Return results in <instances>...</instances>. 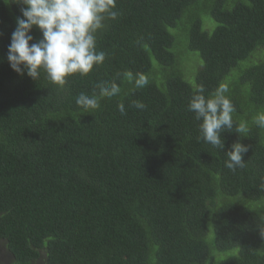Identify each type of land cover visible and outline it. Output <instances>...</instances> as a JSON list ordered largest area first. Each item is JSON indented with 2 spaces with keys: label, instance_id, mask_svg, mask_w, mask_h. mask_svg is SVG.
Returning a JSON list of instances; mask_svg holds the SVG:
<instances>
[{
  "label": "trees",
  "instance_id": "16d2710c",
  "mask_svg": "<svg viewBox=\"0 0 264 264\" xmlns=\"http://www.w3.org/2000/svg\"><path fill=\"white\" fill-rule=\"evenodd\" d=\"M21 7L0 0L6 264H264V128L254 123L264 112V0H117L122 15L97 40L105 62L69 77L63 91L43 73L33 80L10 68ZM202 15L215 23L210 33ZM178 28L201 61L191 84L172 52L169 30ZM31 35L41 38L35 28ZM129 71L148 85L122 75L120 94L101 98L99 109L76 105L81 92ZM221 83L235 112L219 150L197 139L200 122L187 105L194 85L208 95ZM236 142L249 150L233 172L225 153Z\"/></svg>",
  "mask_w": 264,
  "mask_h": 264
},
{
  "label": "clouds",
  "instance_id": "9594fccd",
  "mask_svg": "<svg viewBox=\"0 0 264 264\" xmlns=\"http://www.w3.org/2000/svg\"><path fill=\"white\" fill-rule=\"evenodd\" d=\"M22 5L21 15L16 19V27L11 34L7 49V61L12 71L18 75H27L33 80L45 78L58 91H63L69 77H85L94 68L103 65L107 53L97 48L98 36L107 30L109 22L116 21L122 15L117 8V0H16ZM41 33V38L33 42V29ZM4 52L3 46L1 47ZM7 67V66H6ZM8 73L11 70L7 67ZM126 75L136 88L148 85V77L137 73L134 77L129 71L117 73L111 79L101 80L94 85V92L89 95L81 92L76 98L77 106L85 110L100 108L101 98H112L120 94L121 87L117 80ZM203 84L194 85L187 110L199 121L197 139L212 147L224 149L222 131L233 129L235 106L227 95V84H219L214 91L205 95ZM131 107L146 110L147 105L140 100H132ZM121 116H125L124 103L117 105ZM254 123L264 128V112L258 113ZM245 124H240L236 132H247ZM242 137V136H241ZM247 145L236 142L225 154L228 159L225 167L235 172L245 167L244 154ZM2 250L7 254L5 242L0 241ZM8 255V254H7ZM10 259L7 261L9 262ZM5 262L4 264H6Z\"/></svg>",
  "mask_w": 264,
  "mask_h": 264
},
{
  "label": "rangeland",
  "instance_id": "374dc122",
  "mask_svg": "<svg viewBox=\"0 0 264 264\" xmlns=\"http://www.w3.org/2000/svg\"><path fill=\"white\" fill-rule=\"evenodd\" d=\"M202 29L207 32H211L215 23L206 15L201 16ZM169 33L173 36L174 44L172 52L176 54L177 60H179V69L181 71L182 77L188 83L193 82V77L199 71L201 66V61L198 57V53H193L187 50L186 44V31L183 33L180 29H171ZM264 215V214H263ZM264 221V220H263ZM212 238V232L209 231L207 240ZM260 252H264V238L261 246L259 247ZM236 251H230L228 253H222V258L228 255L234 254ZM9 260V256L2 250L0 243V264H4Z\"/></svg>",
  "mask_w": 264,
  "mask_h": 264
}]
</instances>
